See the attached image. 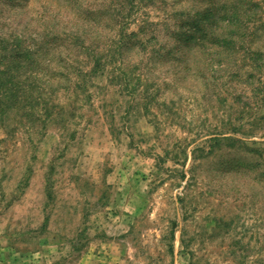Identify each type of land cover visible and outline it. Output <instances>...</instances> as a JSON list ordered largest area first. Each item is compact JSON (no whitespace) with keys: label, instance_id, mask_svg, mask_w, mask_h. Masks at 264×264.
Masks as SVG:
<instances>
[{"label":"rangeland","instance_id":"obj_1","mask_svg":"<svg viewBox=\"0 0 264 264\" xmlns=\"http://www.w3.org/2000/svg\"><path fill=\"white\" fill-rule=\"evenodd\" d=\"M9 74L0 264H264V0H0Z\"/></svg>","mask_w":264,"mask_h":264},{"label":"trees","instance_id":"obj_2","mask_svg":"<svg viewBox=\"0 0 264 264\" xmlns=\"http://www.w3.org/2000/svg\"><path fill=\"white\" fill-rule=\"evenodd\" d=\"M225 31V29L223 30ZM224 34V32H223ZM219 42L221 43V45L223 47H227V46H232L233 42H234V35H233V32H230L228 31L226 33V35H218L216 37H214V41H213V44H219ZM232 52H234V50L232 49L231 50ZM243 57H246V55H244ZM96 69V67H95ZM94 69V70H95ZM13 79H14V76L12 74H9V79H4V80H0V101L1 103H5V99L7 98V96L9 95V98L13 95L12 94V84H13ZM9 82V89L8 87H6V83ZM5 110V108H4Z\"/></svg>","mask_w":264,"mask_h":264}]
</instances>
